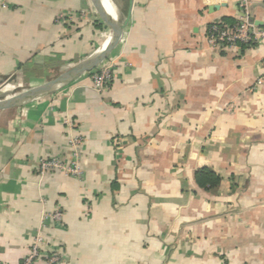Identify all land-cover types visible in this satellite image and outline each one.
Segmentation results:
<instances>
[{"label":"crops","instance_id":"0c3cea01","mask_svg":"<svg viewBox=\"0 0 264 264\" xmlns=\"http://www.w3.org/2000/svg\"><path fill=\"white\" fill-rule=\"evenodd\" d=\"M106 1L127 21L109 88L86 72L0 110V264L22 263L39 229L63 264H264V40H207L246 13L264 28V0ZM112 33L92 0H0L1 91L62 75ZM67 120L82 175H41L42 159L70 158ZM203 169L219 183H198Z\"/></svg>","mask_w":264,"mask_h":264},{"label":"built area","instance_id":"2783aa9c","mask_svg":"<svg viewBox=\"0 0 264 264\" xmlns=\"http://www.w3.org/2000/svg\"><path fill=\"white\" fill-rule=\"evenodd\" d=\"M242 5L246 7L245 3ZM79 16L77 14H61L58 20L68 21ZM207 40L218 49L231 48L239 44L251 45L264 40V28L252 22L246 13L236 24H228L223 20H216L208 27ZM89 77L91 86L96 92L101 93L107 90L114 77L112 61L104 60L99 66L89 72ZM67 122L70 129L68 137L70 158L66 160L59 156H52L42 159L38 166L41 175L51 169L64 171L75 177L82 175L81 157L84 138L82 135L73 132L71 121L67 120ZM61 219V213L57 210L45 213L43 215L42 228L49 226V220L55 225ZM64 257L62 248L60 246H51L44 231L39 229L20 264H63Z\"/></svg>","mask_w":264,"mask_h":264},{"label":"water","instance_id":"95a60500","mask_svg":"<svg viewBox=\"0 0 264 264\" xmlns=\"http://www.w3.org/2000/svg\"><path fill=\"white\" fill-rule=\"evenodd\" d=\"M92 3L97 11L104 15L108 22L113 26V33L111 38L107 42L103 43L102 46L97 48L88 57L75 64L71 69H69L62 75L38 86L32 87L17 97H13L11 99H0V110L17 108L30 104L51 93L55 89L68 85L84 73L90 72L91 70L99 66L109 56L117 41L121 37L127 21L123 23L118 21L114 14H112L111 11L107 8L103 0H92ZM257 24L261 25L260 22H258Z\"/></svg>","mask_w":264,"mask_h":264},{"label":"trees","instance_id":"16d2710c","mask_svg":"<svg viewBox=\"0 0 264 264\" xmlns=\"http://www.w3.org/2000/svg\"><path fill=\"white\" fill-rule=\"evenodd\" d=\"M223 21L225 23H228V24H236L237 23L236 20L231 19V18H225V19H223ZM196 177H197L198 183H200L202 185H205V184L213 185V184L219 183V181H220L219 176L216 175L211 170H208V169H203V170L199 171L197 173Z\"/></svg>","mask_w":264,"mask_h":264},{"label":"rangeland","instance_id":"374dc122","mask_svg":"<svg viewBox=\"0 0 264 264\" xmlns=\"http://www.w3.org/2000/svg\"><path fill=\"white\" fill-rule=\"evenodd\" d=\"M3 82L5 83V81H1L0 85H3ZM28 89H30V87H28V85L26 86V85H23V84L18 85L14 89L11 88L9 91H6V92L1 91V89H0V99H11L13 97H17V96L21 95L23 92H25ZM13 109H15V108H10V109L6 110V111H8L7 112L8 115L9 114L12 115V113L14 111Z\"/></svg>","mask_w":264,"mask_h":264},{"label":"bare ground","instance_id":"6f19581e","mask_svg":"<svg viewBox=\"0 0 264 264\" xmlns=\"http://www.w3.org/2000/svg\"><path fill=\"white\" fill-rule=\"evenodd\" d=\"M104 1V3H105V5L107 6V8L111 11L112 9H111V7H110V5L108 4V2L106 1V0H103ZM110 39V37L107 39V41ZM106 41V42H107ZM4 83V82H3ZM10 84V83H9ZM1 86V85H0ZM11 88L9 87V86H7V87H5V88H3V91L4 92H6V91H9Z\"/></svg>","mask_w":264,"mask_h":264}]
</instances>
